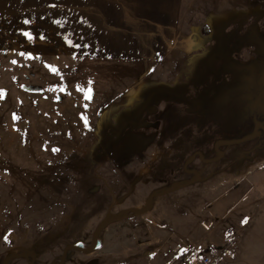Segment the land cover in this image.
I'll use <instances>...</instances> for the list:
<instances>
[{
  "label": "rangeland",
  "instance_id": "obj_1",
  "mask_svg": "<svg viewBox=\"0 0 264 264\" xmlns=\"http://www.w3.org/2000/svg\"><path fill=\"white\" fill-rule=\"evenodd\" d=\"M26 20L0 15V264H177L221 245L241 223L213 207L264 192V0H192L161 59L80 55L71 23ZM103 224L102 248L63 258Z\"/></svg>",
  "mask_w": 264,
  "mask_h": 264
},
{
  "label": "crops",
  "instance_id": "obj_2",
  "mask_svg": "<svg viewBox=\"0 0 264 264\" xmlns=\"http://www.w3.org/2000/svg\"><path fill=\"white\" fill-rule=\"evenodd\" d=\"M65 1L0 0V15L20 21L17 27L21 32L25 29L24 20L30 19L39 27V33L46 35L55 32L56 24L62 33H68L67 25L71 23L69 41L77 44L80 55L121 62L161 59L166 56L163 51L176 49L180 41L183 47L181 28L184 27V15L190 13L192 0L186 1L185 9L184 0H82L86 1L84 7L74 14L70 10L66 12ZM55 2L64 4L61 18H55ZM225 15L221 14L219 19ZM213 24L214 21L210 26ZM194 28L197 29L192 24L187 26L190 36H193ZM50 38L43 37L41 48L48 49ZM186 41L189 43L190 38ZM213 208L223 217L239 218L240 223L248 220L241 231L235 255L224 264H264V192L259 205H218Z\"/></svg>",
  "mask_w": 264,
  "mask_h": 264
},
{
  "label": "built area",
  "instance_id": "obj_3",
  "mask_svg": "<svg viewBox=\"0 0 264 264\" xmlns=\"http://www.w3.org/2000/svg\"><path fill=\"white\" fill-rule=\"evenodd\" d=\"M248 221L235 228H227L221 245L211 246L203 254H192L186 248H179L177 257L174 259L177 264H224L228 259L235 255L241 236V231ZM193 256V257H192Z\"/></svg>",
  "mask_w": 264,
  "mask_h": 264
},
{
  "label": "water",
  "instance_id": "obj_4",
  "mask_svg": "<svg viewBox=\"0 0 264 264\" xmlns=\"http://www.w3.org/2000/svg\"><path fill=\"white\" fill-rule=\"evenodd\" d=\"M106 226V224H103L99 227V229L96 231L95 235H94V243L92 246L90 247H86L84 245V243H78L76 245H71V246H68L65 251H64V254H63V258L66 256V254L69 252V251H72V250H75V251H80V252H93V251H96V250H99L100 248L103 247V240L100 239L99 235L101 234V231L103 230V228Z\"/></svg>",
  "mask_w": 264,
  "mask_h": 264
}]
</instances>
